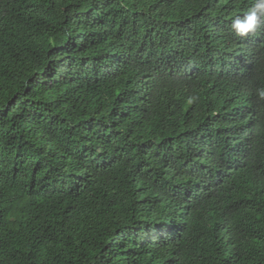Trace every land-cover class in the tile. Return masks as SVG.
Here are the masks:
<instances>
[{
    "label": "trees",
    "instance_id": "obj_1",
    "mask_svg": "<svg viewBox=\"0 0 264 264\" xmlns=\"http://www.w3.org/2000/svg\"><path fill=\"white\" fill-rule=\"evenodd\" d=\"M253 3L0 0V264H264Z\"/></svg>",
    "mask_w": 264,
    "mask_h": 264
},
{
    "label": "clouds",
    "instance_id": "obj_2",
    "mask_svg": "<svg viewBox=\"0 0 264 264\" xmlns=\"http://www.w3.org/2000/svg\"><path fill=\"white\" fill-rule=\"evenodd\" d=\"M262 24H264V0H254V3L247 12L232 18L230 29L236 36L247 38L254 36ZM188 102L191 103V98Z\"/></svg>",
    "mask_w": 264,
    "mask_h": 264
}]
</instances>
